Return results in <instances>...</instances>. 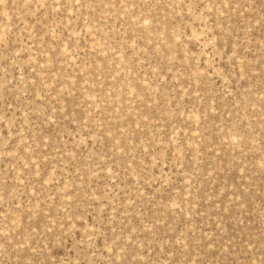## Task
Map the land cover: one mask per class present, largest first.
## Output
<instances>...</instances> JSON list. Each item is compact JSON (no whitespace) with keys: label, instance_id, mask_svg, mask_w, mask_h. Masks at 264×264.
<instances>
[{"label":"rangeland","instance_id":"1","mask_svg":"<svg viewBox=\"0 0 264 264\" xmlns=\"http://www.w3.org/2000/svg\"><path fill=\"white\" fill-rule=\"evenodd\" d=\"M0 264H264V0H3Z\"/></svg>","mask_w":264,"mask_h":264},{"label":"snow or ice","instance_id":"2","mask_svg":"<svg viewBox=\"0 0 264 264\" xmlns=\"http://www.w3.org/2000/svg\"><path fill=\"white\" fill-rule=\"evenodd\" d=\"M0 3H3V0H0Z\"/></svg>","mask_w":264,"mask_h":264}]
</instances>
